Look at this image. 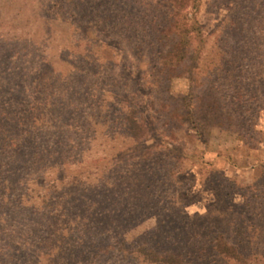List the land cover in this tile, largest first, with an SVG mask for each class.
Segmentation results:
<instances>
[{"label": "rangeland", "instance_id": "1", "mask_svg": "<svg viewBox=\"0 0 264 264\" xmlns=\"http://www.w3.org/2000/svg\"><path fill=\"white\" fill-rule=\"evenodd\" d=\"M57 1L60 2L0 0V121L22 125V104L30 95L37 72L44 66L46 72L54 70L56 75L51 80L54 87L46 80L39 88L41 106L32 113L38 122L32 129L34 133L20 137L19 132L14 131L13 134L20 137L15 147L8 148L9 141L0 143V246L7 252L6 256H0L1 264H51L54 258L51 256L56 254L41 255L38 251L43 243L42 238L38 240L41 234L37 232L44 225L38 212L42 210L41 199L36 198L41 194L39 182L46 180L47 187L52 192L56 190L53 195L58 196L65 191L62 181L56 180L61 176L82 173L81 179L86 180L89 174L94 182L103 176L111 184L121 175L125 176L129 165L134 170L138 161L132 159L130 153L122 154L133 148L123 132L114 133L107 131V127L95 125L87 127L85 134L78 135L77 142L50 159L51 149L43 152L47 148L44 141L57 146L61 139L50 137L51 132L43 137L49 130L48 122L59 126V122H67L69 118L71 122H78L80 117L91 121L99 116V104L112 103L110 113L118 111L120 105L141 107L151 91L155 93L158 88V82L147 73L151 55L140 41L125 36L93 34L86 27L67 22ZM259 1L262 0H255ZM253 5L252 0H199L198 6L191 11V17L197 19L201 30L198 35H185L195 64L184 75L172 79L168 94L183 96L187 106L193 109L200 106L209 89L217 87V93L224 94L239 114L235 113L232 123L207 126L202 137L196 134L200 129L190 125L176 129L172 152L165 149L155 153L152 158L156 159L148 163V168L159 171L163 158L166 160L170 155L175 162L173 167L180 172L168 182L153 183L150 190L152 211L144 207L146 203L142 198L146 193L132 194L127 183L122 185L117 181L113 194L121 195L122 202L113 203L114 198H111L105 205L124 210L129 204L124 211L131 214H127L126 221L121 220V230L127 232L129 241H136L142 232L162 222L179 221L183 216L198 219L217 210L213 215H227L233 220L235 238L248 242L250 231L251 247L254 250L264 248V235L260 241L251 227L248 228L251 222L259 224L254 205L249 206L252 209L247 206L252 199L236 194L232 197L233 207L229 209L231 198L226 194L229 187L220 184L221 175H225L245 187H258L259 195L263 196L264 192V10H255ZM256 29L261 31L255 33ZM167 62L176 63V59L172 57ZM74 66L87 70L90 98L87 95L85 108H81L83 112L61 115L46 102L58 104L65 96L61 94L63 82L58 80L60 76H69ZM53 92L52 99L47 97ZM74 100L71 98L72 103ZM83 125L80 123L78 129ZM160 132L154 131L155 134ZM21 138H25V145L21 144ZM32 139L36 146L29 145ZM13 151L26 155L11 157ZM180 154L184 159L176 163ZM50 164L52 169L48 168ZM169 168L171 166L164 170ZM158 171L160 177L163 171ZM218 223L225 225V221ZM50 224L52 221L44 228L46 236L53 231ZM31 230L35 234L29 239L27 235ZM112 260L104 263L111 264ZM64 263L63 259L59 261V264Z\"/></svg>", "mask_w": 264, "mask_h": 264}, {"label": "trees", "instance_id": "2", "mask_svg": "<svg viewBox=\"0 0 264 264\" xmlns=\"http://www.w3.org/2000/svg\"><path fill=\"white\" fill-rule=\"evenodd\" d=\"M57 3H60L65 21L86 27L93 34L125 36L124 38L129 40L140 41L151 55L147 73L158 82V88L155 93L151 91L141 107L120 105L118 111L110 113L112 103L104 106L99 104V116L97 118L95 116V119L93 117L91 121L80 117L78 122H71L69 118L67 122H59V126L56 124L53 126L48 122L49 130L45 131L43 137L51 132L50 137L61 139L57 141L59 142L57 146L49 144L48 140L44 141L47 148L43 152H49L48 150L51 149L50 159L55 154H60L66 146H72L77 142L78 135L85 134L87 127L95 125L107 127V131L113 130L114 133L117 130L123 132V136L125 135V138L133 143V148H128L122 154L130 153L132 159L138 161L134 164V170L132 165H129L125 176L121 175L111 184L103 176H99L100 178L98 177L95 182L89 178V174L86 180L81 179L82 173L61 176L56 180L62 181V188L65 191L58 196L53 195L56 190L52 192L51 188L47 187L46 180L39 182L41 194H37L36 198L42 200H40L42 210L38 212L42 215V222L44 221L43 228L37 232L41 234L38 240L42 238L41 243H43L42 248H37L40 254L50 255L56 252L51 256L54 257L51 264H59L62 259L65 261L64 264H105L104 262H110V259H113L111 264H264V248L254 250L251 247L253 242L250 231L247 235L248 242L244 239L238 240L233 235V220L227 215L224 217L213 215L217 210L214 212L212 210L208 215L198 219L183 216L179 221L173 219L168 223L162 222L142 232L136 241H129L126 237L127 232L121 230V220L126 221L127 214H131L128 210L124 211L129 204L125 205L124 210L111 209L105 205V202H110L111 198H114L113 203L119 201L121 204L123 197L117 196V193L113 194L116 187L114 185L120 181L122 185L128 184L127 189L132 194L146 193L142 201L146 203L144 207L152 211L153 193L150 190L153 183L168 182L180 172L173 167L175 162L170 155H167L166 160L163 158L159 171H155L154 167L148 168V163L156 159L152 158L155 153L165 149L172 152L176 129L190 125L200 129L196 134L202 137V131L206 130L207 126L232 123L235 113L239 114L238 109H232L224 94L217 93L219 91L217 87L215 90L209 89L199 108L193 109L187 106L183 96L168 94V85L172 79L184 75L195 64L190 57L191 52L187 48L185 35L201 33L199 22L191 17V11L198 6L199 0H60ZM252 4L255 10H264V0L259 2L252 0ZM258 31L261 30L256 29L255 33ZM172 57L176 59V63L168 64L167 60ZM253 64L252 62L251 65ZM86 72L87 70L74 66L69 76H60L58 81L63 82L60 85L64 86L61 94L65 96H62L58 104L47 100L46 105H53L61 115L69 116L73 112H83L87 95L90 98ZM54 76H56L54 70L48 73L44 66L41 67L30 90V95L34 97L30 98L28 95L22 104L21 112L24 117L20 120L23 127L18 122L0 121V143L4 140L9 141L7 147H15L19 145L17 139L24 134L34 133L32 129L38 122L32 113L41 106L39 88L46 80L52 85ZM54 94V92L48 94L47 97L52 99ZM65 98L68 100L66 104ZM71 98L76 100L72 103ZM250 109L251 105L248 108V117L251 114ZM244 112L247 113V110ZM82 122L84 125L78 129ZM155 130H160V134H155ZM14 131L19 132L20 137L13 134ZM21 139L23 140L21 144L25 145V138ZM62 141L64 143L60 144ZM30 144L36 146L34 139L29 142ZM26 147L22 146V148ZM24 155L26 153L13 151L11 157L21 158ZM32 156L35 157L36 152ZM177 156L179 159L176 163H181L184 156L182 154ZM169 166L171 168L164 170ZM48 168L52 169L51 164ZM157 171L161 173L163 171L160 177L157 176L159 175ZM220 184L231 189L226 193L231 198L229 209L233 207L232 197L236 194L249 196L250 199L255 200L253 203L252 200L248 202L247 206L249 208L250 205H254L257 211L255 217L258 218L259 224L251 222L248 228L251 227L252 233L257 235L260 241L263 240L264 192L262 191L263 196L259 195L258 187H245L225 175H221ZM246 189L253 191L248 194L242 192ZM149 213L152 215V212ZM225 217L228 218L224 219ZM219 220L225 221V225H220ZM51 221L53 231L46 236L44 228L48 227L47 224ZM33 234L35 232L32 230L28 233L29 239ZM52 246L54 248H51ZM6 254L5 247L0 246V256Z\"/></svg>", "mask_w": 264, "mask_h": 264}]
</instances>
